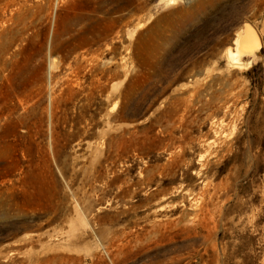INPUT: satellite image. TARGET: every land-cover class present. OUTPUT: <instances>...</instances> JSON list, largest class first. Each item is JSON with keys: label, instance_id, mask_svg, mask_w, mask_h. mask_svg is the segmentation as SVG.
I'll return each instance as SVG.
<instances>
[{"label": "rangeland", "instance_id": "1", "mask_svg": "<svg viewBox=\"0 0 264 264\" xmlns=\"http://www.w3.org/2000/svg\"><path fill=\"white\" fill-rule=\"evenodd\" d=\"M260 143L264 0H0V264H264Z\"/></svg>", "mask_w": 264, "mask_h": 264}, {"label": "bare ground", "instance_id": "2", "mask_svg": "<svg viewBox=\"0 0 264 264\" xmlns=\"http://www.w3.org/2000/svg\"><path fill=\"white\" fill-rule=\"evenodd\" d=\"M176 1L177 0H167L168 4H175ZM255 33L256 32L249 24H243L242 27L236 31L235 39L233 40L235 50L228 51V56L233 62H238L241 56H253L256 53L260 47V43L257 38L258 35L256 36Z\"/></svg>", "mask_w": 264, "mask_h": 264}, {"label": "trees", "instance_id": "3", "mask_svg": "<svg viewBox=\"0 0 264 264\" xmlns=\"http://www.w3.org/2000/svg\"><path fill=\"white\" fill-rule=\"evenodd\" d=\"M257 67H259V65L255 66L253 69L255 70V69H257ZM250 107H251V105H250ZM240 146H241L240 141H239V140H236V141H235V147H236L237 149H240ZM252 146L254 147V146H255V143H254ZM260 146H261V147H264V143H260Z\"/></svg>", "mask_w": 264, "mask_h": 264}]
</instances>
